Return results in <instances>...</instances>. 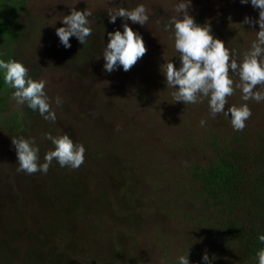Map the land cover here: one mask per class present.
Returning <instances> with one entry per match:
<instances>
[{
    "label": "rangeland",
    "instance_id": "obj_1",
    "mask_svg": "<svg viewBox=\"0 0 264 264\" xmlns=\"http://www.w3.org/2000/svg\"><path fill=\"white\" fill-rule=\"evenodd\" d=\"M179 2L0 0V59L21 61L34 79L46 80L57 116L46 121L17 104L4 84L0 264H178L180 255L189 264H205V251L212 264H258L246 246L247 235L264 227V101L248 102L252 116L241 132L229 116L211 118L206 100L174 102V89L159 69L165 61L180 66L172 33L163 28ZM141 3L147 25L127 22L143 37L147 53L130 71L120 67L109 74L97 58L107 33L123 28L121 18L110 23L107 12ZM71 7L92 12L93 31L84 45L71 37L65 49L56 28ZM190 14L201 25L210 22L213 35L238 53L259 31L241 24L246 15L258 19V11L240 0H192ZM241 103L237 89L228 106ZM48 132L82 143L83 165L72 170L54 160L46 175L18 173L11 137L34 138L43 163L53 148L44 138ZM221 160L238 173L231 200L213 197L201 182Z\"/></svg>",
    "mask_w": 264,
    "mask_h": 264
},
{
    "label": "clouds",
    "instance_id": "obj_2",
    "mask_svg": "<svg viewBox=\"0 0 264 264\" xmlns=\"http://www.w3.org/2000/svg\"><path fill=\"white\" fill-rule=\"evenodd\" d=\"M241 4L250 3L258 11V19L245 16L242 25L253 30L255 39L248 49L238 53L235 49L225 46L224 41L216 38L212 33L211 23L203 25L197 23L190 14L192 0H180L175 5V14L164 23V31L171 32L174 48L179 54L180 66L177 68L172 61H165L160 66V72L165 77L167 87L174 89L171 96L174 102L184 105L198 104L207 101L209 115L215 118L218 114L230 117V124L234 131H243L251 118L252 111L249 101L260 103L264 101V0H240ZM70 14L62 18V27L56 28V35L65 49L71 48L70 38L76 37L84 45L92 35L89 17L92 12L87 8L83 11L70 8ZM109 22L115 24L121 18V27L108 32V43L104 45L101 56L104 60L103 70L111 74L122 67L125 72L130 71L147 53V47L139 32L134 31L127 21L141 26L149 22L148 9L144 4L134 8L113 7L107 12ZM160 23L159 20L156 21ZM5 55L0 53V56ZM0 73L6 88L13 89L11 99L19 105H27L34 112H38L46 121L55 122L57 116L52 109V98L45 91L47 81L34 79L23 62L9 58L0 59ZM232 74L239 77L238 81ZM239 89L240 105L228 106V98ZM260 89V90H257ZM59 107L62 100L55 98ZM206 125L201 119L200 126ZM44 138L51 141L53 148L44 154V162H40L39 146L34 138L23 135L12 136L11 145L17 156L16 171L27 175L37 172L47 174L55 160L61 168L79 169L85 161L86 148L82 143L74 142L68 133L53 136L50 132ZM264 244V234L258 236ZM258 264H264V247L256 251ZM202 260L205 264H212L207 251ZM161 264H164L162 261ZM178 264H189L188 256L180 255Z\"/></svg>",
    "mask_w": 264,
    "mask_h": 264
},
{
    "label": "trees",
    "instance_id": "obj_3",
    "mask_svg": "<svg viewBox=\"0 0 264 264\" xmlns=\"http://www.w3.org/2000/svg\"><path fill=\"white\" fill-rule=\"evenodd\" d=\"M3 88H4V81L0 73V93L3 90ZM201 177H202L201 182L204 183L207 192L217 199L231 200L233 199L235 193H237L238 182H239L238 173L230 162L221 160L220 163L216 164L214 168L209 170L207 174ZM238 231H240V234L243 236L244 232L239 228ZM260 234H264V227ZM260 234L252 237L249 234L247 235L248 236L247 242H249L250 247L246 246V249H248L251 255L254 256L255 258H256V251L259 248L264 247V244H262L258 240V236ZM239 239L241 240L242 237L239 236Z\"/></svg>",
    "mask_w": 264,
    "mask_h": 264
}]
</instances>
